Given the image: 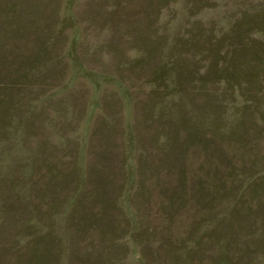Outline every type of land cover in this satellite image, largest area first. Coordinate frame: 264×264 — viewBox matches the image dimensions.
Segmentation results:
<instances>
[{"label": "rangeland", "instance_id": "374dc122", "mask_svg": "<svg viewBox=\"0 0 264 264\" xmlns=\"http://www.w3.org/2000/svg\"><path fill=\"white\" fill-rule=\"evenodd\" d=\"M0 264H264V0H0Z\"/></svg>", "mask_w": 264, "mask_h": 264}]
</instances>
